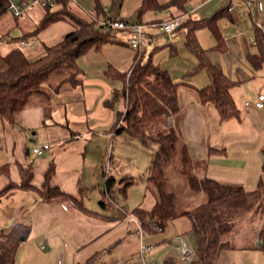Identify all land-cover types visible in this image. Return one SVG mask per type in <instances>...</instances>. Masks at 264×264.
I'll return each instance as SVG.
<instances>
[{"label": "trees", "instance_id": "trees-1", "mask_svg": "<svg viewBox=\"0 0 264 264\" xmlns=\"http://www.w3.org/2000/svg\"><path fill=\"white\" fill-rule=\"evenodd\" d=\"M55 1L54 8L42 7L44 17L37 32L64 18H70L76 29L68 33L57 45L47 47L46 53L36 59H29L20 48H14L0 60V117L12 125L17 124L19 115L35 98L47 96L45 88L47 85L52 86L51 81L55 78L63 76L60 84L55 87L56 91L65 83L75 88L82 85L83 72L78 65L80 57L92 48L101 50L106 44L117 42L113 29L124 30L103 24L112 18H106L100 24L96 20L89 21L79 17L72 11L70 0ZM120 1L113 0V3ZM189 1L143 0L139 15L141 17L149 11L166 10L171 12L168 20H172L188 12ZM11 5L10 0H0V20L10 12L13 13ZM95 11L97 16L103 14V8L98 1ZM224 12L217 13L209 19H188L184 26L179 28V31H186V46L198 62L190 73L191 76L205 73L210 79L207 86L198 89L200 101L212 104L222 121L239 117V109L231 94L235 82L210 61L207 50L202 48L198 41L197 32L208 29L217 42L214 49L225 51L224 33L218 23ZM33 35H25L23 40L31 39ZM255 35L264 57V35L258 27ZM107 76L123 82V87L116 89L112 99L106 102L108 107L120 104L123 107L118 111L114 130L117 133L126 132L132 137L141 138L147 146H156L149 176L155 187V204L150 211L137 208L134 216L143 225L144 230L150 233L154 231V226L158 225L164 230L170 222L188 217L195 250L192 263L220 264L223 252L235 249L233 232L237 230L238 222L253 220L257 223L264 220V183L260 182L255 190H246L241 184L208 177L200 178L194 173L195 166L187 145L180 140L176 129L168 127L166 122L170 116L181 112L178 93L181 83L176 82L168 71L155 65L151 57L138 55L129 72H120L110 66ZM262 152L264 153V148ZM174 162H178L177 172L186 176L192 191L206 193V202L185 211H178L176 194L169 190L165 173V168ZM55 173L56 167L51 163L39 187L41 195L47 201L61 198L78 204L74 196L53 186L52 179ZM34 178L35 173L31 165L21 167V182L19 184L12 182L1 190L0 201L4 197L12 196L17 190H36ZM114 180L111 175L107 179L109 194ZM101 203L106 206L105 201L102 200ZM251 227L252 225H249V229ZM30 231L31 227L24 222H18L10 229L0 230V264H16L21 238L26 240ZM257 248L264 253V223L259 231ZM94 259L84 264H93ZM163 264L184 263L174 257H168Z\"/></svg>", "mask_w": 264, "mask_h": 264}, {"label": "crops", "instance_id": "crops-1", "mask_svg": "<svg viewBox=\"0 0 264 264\" xmlns=\"http://www.w3.org/2000/svg\"><path fill=\"white\" fill-rule=\"evenodd\" d=\"M10 1L12 3H20L23 0ZM97 1L103 8V14L99 16H97L95 11ZM103 1L70 0V5L72 11L76 15L89 21L96 20L101 24L106 18H112L129 22L127 15L123 14V6L126 0H122L119 6L120 11L117 10V12L114 11V3H112L110 9V7H108L109 3H107L108 0ZM241 1L190 0L187 5L188 12L182 16L185 21L188 19H209L217 13L225 11L218 22L224 33V42L226 44L225 51L222 52L214 48L207 50L206 47L201 45L198 33L208 29L199 30L197 32V38L201 47L207 50L210 61L235 82L234 87L231 89L234 103L236 101L235 99L239 97L238 92L240 90L243 93L242 100L245 98L250 100H246V102H244V108L246 110L241 111L238 108V118L226 121L237 120L240 123L243 122V120L250 121L252 132L245 130L241 133H234V135H231L229 139L233 140V146L239 148L237 150V155L242 152V149L245 154L251 153L256 158L257 164L250 175L251 184L253 186V189L251 190H255L260 182L264 183V153L262 152V149L264 148V113L261 112L264 109L256 108L254 105L257 100V96L264 94V57L260 52L255 35L257 27L264 35V0L260 1L262 5V10L260 11L251 10L243 2V0ZM236 2H240L241 4L235 5L234 10L229 11V7L232 4H236ZM142 4L143 0H137L136 7H134L137 17V21H135V23H142L145 25V30L148 26L151 28L158 27L157 22L161 20H168L170 18L171 12L166 10L158 12L149 11L140 17L139 9ZM31 9L32 8L27 10L23 15H33L34 12L31 13ZM22 16L16 18L14 17V14L10 12L8 16L0 20V39L5 34H9L10 32H8V30L11 28H17L21 32L18 37L14 39L12 38L15 46L5 55H0V60L14 48H20L19 43L21 39L23 40L25 35L34 34L33 38L28 40H34L35 44L34 46H29L23 50L21 48L20 49L24 53L29 49H32L26 56L29 59H36L46 53L47 47L57 45L68 33L76 29L75 23L70 18H64L37 32L38 26L44 17L43 9L40 13H37V19L32 26H28L26 24L21 25L20 18ZM119 31L131 33L128 30ZM149 35L152 36L153 34L149 33ZM117 40V42L112 44H106L101 50L92 48L80 57L78 65L83 72L82 85L75 88L69 83H65L61 86L59 91H56L55 87L60 84L59 82L61 80L59 79V76L51 81L52 86H46L45 89L47 96L42 95L35 98L30 106L19 115L17 124L12 125L6 120L12 125V131L8 130V133L5 134L3 138L6 147V154L3 157H0V182L4 180L2 186L0 185V191L5 189V187L12 182L14 184H19L21 182V167L31 165L35 173L33 184L37 186L36 190L33 191H37L40 195V198L34 202V206L36 208L30 207L31 210H37V207H40L39 205H42L43 203L54 204L64 210H66L65 207L69 209L76 205L78 206V204H75L71 200L61 198L47 201L41 195L39 187H41L42 182L44 181L46 171L50 167L51 163H53L56 167V173L52 179L53 186L59 187L63 192L76 198V189L78 188L79 191L83 189L80 188L83 171L81 172L74 169L58 170L55 160H41L38 164L34 165L27 162L25 157L30 154V151L27 147V141L24 138V134L28 133L27 131L32 129L38 130L43 127H48L52 130L54 129L53 127H57V129L62 127L70 132H67V134H57V132L54 131V133L58 135V137H56L58 143L56 144L61 145L60 150L62 148V150H67L68 147H66V144L74 142L76 138H78V135H80L78 129L72 128L71 125L86 124L87 129L90 131V135H93V139L95 140L100 137L101 141H103L107 139L109 133H117L114 130V125L117 121L118 111L123 109V107L121 104L116 105L115 107H108L106 102L112 99L113 93L116 89H121L123 87V82L119 79L108 78L107 71L110 66H113L120 72H129L137 59V56L142 54L141 52L137 53L132 59H130L128 69L122 71L113 61H111L109 57L105 55L111 47L115 48L124 44L119 38H117ZM184 40L185 38L179 35V32L174 39H169L167 36L168 44L171 47H176L184 42ZM214 40L215 47L217 42L215 38ZM129 42V45L131 46V39ZM193 69L185 74V78H192L196 82L186 81L185 78L184 80L182 79L178 89L182 109L179 114L170 116L167 119V125L168 127L175 128L180 140L187 145L190 157L195 166L194 173L198 177H208L218 181L237 183L243 185L246 189L245 184L247 183V177H249V170L246 169V164L244 162L239 161L237 157L234 158L233 165L223 164L219 162V160H216L219 159V153L217 151L220 149L217 143H214L215 139L213 142H210L204 117V109H207L208 104L202 103L198 94V89L207 86L210 83V79L205 73L197 76H191L190 73ZM200 83L203 85L198 87ZM249 89L251 90V93L249 92ZM242 100L240 99V102H242ZM248 102L252 103L250 107L246 105ZM221 150L225 151L224 148ZM55 154L56 153L54 151L52 155L55 156ZM43 155L44 153L41 156ZM18 191L20 190L15 191L13 195H15ZM107 195L108 197L110 196L109 193H107ZM76 200L78 201L77 198ZM80 209L86 213L91 212L86 206H83ZM103 216L105 215L97 214V217L99 218H102ZM6 218L7 219L4 220L0 226V230L10 229L18 222L26 223V221H24V217L19 215L15 210L9 211ZM28 219L30 222L31 220L33 222L34 215L28 216ZM263 221L264 220L258 221L250 228L249 231L253 232V238L251 240H240L236 244L241 243V245L235 244L234 250L223 252L220 264H235V253L238 251L258 250L263 253L262 250L257 248L259 244V231L263 226ZM30 222H28V225L31 227L29 224ZM118 226L123 228V234L115 243H109L106 241V239L110 236L109 232L94 237L93 239H82V241L77 245L78 248L74 254V264H84L92 258H95L93 260V264H96L100 259V255L104 253H111V251L115 249L116 245L123 248L129 244L130 242L128 241L123 243L127 237H130L133 240L142 239L138 232L137 225L133 222H129L128 219H123V222L120 223L118 222ZM240 237H242V235H240ZM111 244H114V246ZM44 247L45 245L43 244L42 248ZM84 259L86 260L82 263V260Z\"/></svg>", "mask_w": 264, "mask_h": 264}, {"label": "rangeland", "instance_id": "rangeland-1", "mask_svg": "<svg viewBox=\"0 0 264 264\" xmlns=\"http://www.w3.org/2000/svg\"><path fill=\"white\" fill-rule=\"evenodd\" d=\"M34 1L29 0L31 3ZM121 2L122 0L114 3L115 12L117 10L120 11L119 6ZM107 3H109L108 7L111 9L112 0H108ZM136 3L137 0H126L123 6V14L127 15L131 23L137 21L134 10ZM31 8V13L34 12L33 15H23L20 18L21 25L32 26L37 19V13L42 11V7L39 5H34ZM176 18H180L183 21L182 26L187 21H185L182 15ZM166 21L168 20L157 22L159 28H151L149 26L146 30L144 28L145 35L140 49H133L129 45V41L132 38L131 33H124L113 29L115 37L119 38L124 44L115 48L111 47L105 55L118 68L124 71L128 69L130 59L141 52L145 58L151 57L155 65L168 71L172 78L180 83L182 79L184 80L185 74L192 70L198 62L187 48L185 40L176 47H171L168 44L167 36L160 29L162 23ZM179 30V35L185 38L186 31ZM8 32L10 33L5 34L0 39L1 56L5 55L15 46L13 39L21 34L17 28H11ZM149 33L153 35L151 36ZM198 37L201 45L206 47L207 50L214 48L215 40L209 30L200 31ZM31 50L29 49L25 54L28 55ZM62 78L63 76H60L59 79ZM185 80L195 81L189 77L185 78ZM202 85L200 83L198 87ZM249 92L251 93L250 89ZM238 95L239 97L235 99L237 108L241 111L246 110L244 102L249 99L245 98L242 100L243 93L241 90L238 92ZM240 99L242 102H240ZM261 112L264 113V110ZM204 117L209 140L213 142L215 139L214 143H217L220 149L218 151L215 150L219 153V159L216 160H219L223 164L233 165V160L237 157L239 161L244 162L246 169L249 170V177H247L245 187L246 190L253 189L250 175L257 164L256 158L251 153L245 154L242 149V152L237 155L239 148L233 146V140L229 139L234 133H241L245 130L252 132L250 121L243 120L241 123L237 120L222 121L219 118L218 111L212 104H208L207 109H204ZM11 126L9 122L0 117V138H2L0 139V157L6 154L3 138L8 133V130L12 131ZM71 126L74 129L77 128L80 135H78V138L74 142L66 144L67 150H62L63 148L60 150L61 145L56 144L58 143L56 139L58 137L57 134H67V132H70L62 127L59 129L53 127L54 129L52 130L48 127L38 130L32 129L24 134L27 147L30 151V154L25 157L27 162L34 165L38 164L41 160H55L58 170L74 169L83 171L80 184V188L83 189L79 191L77 188L75 192L78 206L76 205L69 209L65 207L66 210L50 203H43V206L39 205L40 207H37V210H31L30 207L36 208L34 202L40 198L39 193L33 190H20L12 197L1 200L0 226L7 219L6 216L11 210L17 211L19 215L24 217V221L27 224L30 222L28 216L34 215L33 222L31 220L29 223L31 225L30 234L26 240L22 241L18 248L17 264H74V254L78 248L77 245L82 239H93L109 232L110 236L106 241L115 243L123 234V228L118 226V222L120 223L123 222V219H128V214L135 217L134 211L139 207L150 211L155 204V187L149 179L150 165L154 151L156 150L155 145L147 146L141 138L132 137L126 132L109 133L107 139L101 141L100 137H98L95 140L93 139V135H90L86 124ZM44 145L51 146V149L44 151L43 156L35 155L33 150ZM223 148L225 151L221 150ZM54 151L56 153L55 156L52 155ZM108 165L112 167V171L106 175L102 171V167ZM177 167L178 162H174L165 168V173L168 179L169 190L176 194L178 211H185L195 205L206 202V193L192 191L186 176L180 175L177 172ZM110 175L115 180L108 197L107 179ZM3 182L4 180L0 182L1 186ZM102 200L105 201L107 206L101 203ZM83 206H86L91 212L86 213L82 211L80 208ZM97 214L105 216L99 218ZM253 224H256L253 220L251 222L247 220L238 222L237 230L233 232V243H237L240 240H251L253 232L249 231L250 229L248 228L249 225L253 226ZM190 228V219L182 217L170 222L160 232H145L141 240H133L127 237L123 243L128 241L130 242L129 244L123 248L116 245L111 253L100 255V259L96 264H150L152 262L163 264L168 257L181 260L180 252L175 248L179 243V240L176 238L181 236L188 247L194 250V240ZM43 244L45 245L44 248H42ZM111 245L114 246V244ZM150 245L154 246V248L146 253L144 261L141 256V247ZM236 245H241V243ZM85 260H82V263ZM234 261L235 264H263L264 254L258 250L238 251L235 253Z\"/></svg>", "mask_w": 264, "mask_h": 264}, {"label": "built area", "instance_id": "built-area-1", "mask_svg": "<svg viewBox=\"0 0 264 264\" xmlns=\"http://www.w3.org/2000/svg\"><path fill=\"white\" fill-rule=\"evenodd\" d=\"M239 1V0H236ZM241 1V0H240ZM261 0H243V2L251 9V10H262ZM242 2V1H241ZM240 2H236V4H232L229 7V11L234 10L235 5H240ZM34 5H39L43 8L50 7L54 8L56 7V1L55 0H35L34 2H29V0L22 1L20 3H12L11 5V11L13 12L14 16H21L25 11L33 7ZM104 25H108L110 27L119 28L128 30L132 33L131 38V46L134 49H140L143 44L144 39V25L141 23H129L124 20H116V19H108L104 21ZM183 25V21L180 18L168 20L166 22H163L160 29L169 37V39H174L178 33L179 28ZM35 41L34 40H21L19 43L20 48L23 50L25 48H28L29 46H34ZM248 107L252 105V103L248 102L246 104ZM256 108L264 109V94H260L258 96V99L254 103ZM50 149L49 145H44L40 148H35L34 154L37 156H41L44 151ZM102 171L105 172L106 175H108L112 171V167L110 165L103 166ZM129 222H133L138 227V232L143 238L144 233L146 232L143 228V225L138 221L136 217L128 215ZM153 230L155 232H160L163 230L160 226H154ZM179 240V243L175 246V248L180 252L181 255V261L184 263H192L195 255V250H192L188 247L187 243L182 239L181 236H178L176 238ZM154 248V246H142L141 247V256L142 259L145 261V255L147 252L151 251ZM146 264V263H145ZM150 264H156L154 262Z\"/></svg>", "mask_w": 264, "mask_h": 264}, {"label": "water", "instance_id": "water-1", "mask_svg": "<svg viewBox=\"0 0 264 264\" xmlns=\"http://www.w3.org/2000/svg\"><path fill=\"white\" fill-rule=\"evenodd\" d=\"M21 240L23 241V240H24V238H21Z\"/></svg>", "mask_w": 264, "mask_h": 264}]
</instances>
